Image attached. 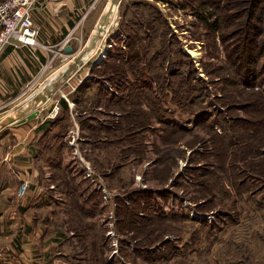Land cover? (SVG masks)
Instances as JSON below:
<instances>
[{"label": "rangeland", "instance_id": "374dc122", "mask_svg": "<svg viewBox=\"0 0 264 264\" xmlns=\"http://www.w3.org/2000/svg\"><path fill=\"white\" fill-rule=\"evenodd\" d=\"M112 2L82 64L48 72L67 105L28 103L37 144H4L20 150L0 247L12 264H264V2L121 0L101 36ZM237 46L263 64L253 86ZM27 173L37 197L17 193Z\"/></svg>", "mask_w": 264, "mask_h": 264}, {"label": "crops", "instance_id": "0c3cea01", "mask_svg": "<svg viewBox=\"0 0 264 264\" xmlns=\"http://www.w3.org/2000/svg\"><path fill=\"white\" fill-rule=\"evenodd\" d=\"M109 1L104 3V0H37L32 12L33 21L38 30L36 44L20 47L7 46L1 52L0 183L2 188L0 197H10L13 193L12 188L10 190L5 188L8 184L6 174L10 168L8 160L20 150L19 147L6 151V147L8 149L9 147L4 144H37L35 139L39 121H42V114L38 118L39 121L33 118V115L27 119L32 110L29 109L30 107L26 108L27 104L33 101L37 103L40 99L46 103L47 100L54 98L56 102L54 109L57 108L58 101L65 95L62 96V93V97L58 94L53 96L54 92H47V90L43 92L45 88L41 90V86L51 79L55 81L56 79L53 78L56 72L52 74L48 72L55 66L65 63L69 58L68 62H74L78 66L82 64L81 55L78 58V54H81L79 51L83 46L84 48L88 46L89 37L93 34ZM63 44L66 47L70 46L71 55L64 50L60 51ZM9 117H14V121L11 122ZM37 178L36 173H27L24 177L31 182V189L35 190L34 197L44 191L43 185L39 184ZM31 189L27 190V198ZM5 200H0V214L5 212V208L2 207L4 202H8Z\"/></svg>", "mask_w": 264, "mask_h": 264}, {"label": "built area", "instance_id": "2783aa9c", "mask_svg": "<svg viewBox=\"0 0 264 264\" xmlns=\"http://www.w3.org/2000/svg\"><path fill=\"white\" fill-rule=\"evenodd\" d=\"M36 2L37 0H0V54L7 46L20 47L36 44L38 30L32 16ZM65 44L60 51L66 48ZM30 183L27 179L23 180L18 189L19 196L26 193ZM13 260L11 254L0 247V264H12Z\"/></svg>", "mask_w": 264, "mask_h": 264}, {"label": "trees", "instance_id": "16d2710c", "mask_svg": "<svg viewBox=\"0 0 264 264\" xmlns=\"http://www.w3.org/2000/svg\"><path fill=\"white\" fill-rule=\"evenodd\" d=\"M249 1L251 3L250 4V10H252V8L255 6L257 9L258 6L262 2H264V0H249ZM251 42L252 41L250 40L248 43L251 44ZM258 48L259 49L262 48V52L260 54V57H262V55L264 53L263 52L264 51L263 50V44H262V46H261V44H258L257 49ZM237 49L238 50H237L236 55H235V62L236 63L234 65H235L237 71L241 73V76H244L243 77L244 79L241 81H243L244 83H247L248 86H253L259 80L258 77L260 76L259 73H262L260 71L263 69V64H262L260 70H258L259 69V67H258V57L259 56L258 55L252 56V54L248 51L247 52L249 54L247 52H244V51H241L240 54H238L239 46H237ZM260 93L264 95V89L261 90ZM58 104H60V106L62 105L64 107L67 105L65 100L62 98L58 101ZM139 203L141 205H144L142 202H139Z\"/></svg>", "mask_w": 264, "mask_h": 264}, {"label": "bare ground", "instance_id": "6f19581e", "mask_svg": "<svg viewBox=\"0 0 264 264\" xmlns=\"http://www.w3.org/2000/svg\"><path fill=\"white\" fill-rule=\"evenodd\" d=\"M116 7H117V5H116V3H114V2H112V3H110V5L108 6V11L109 12H111L110 14H109V21L105 24H102L101 25V27L99 28V30H100V32H101V36H104L105 34H106V32L108 31V29H109V27H110V25H113V23H114V18H115V13H116ZM100 36V35H99ZM88 50H89V52H91L92 51V49L90 50L89 48L87 49V50H85V54H86V52H88ZM103 52H104V50L103 51H101V53L103 54ZM100 53V54H101ZM87 55H88V53H87ZM87 55H85V57L87 56ZM58 76V75H57ZM57 76L55 77V78H53V79H56L57 78ZM61 76V75H60ZM54 82L55 81H53L52 79L51 80H49L48 82H46V83H44L42 86H41V90L42 89H44L43 90V92L45 91V90H47V92H53L54 91V87H55V84H54ZM51 92V93H52ZM50 93V94H51Z\"/></svg>", "mask_w": 264, "mask_h": 264}, {"label": "water", "instance_id": "95a60500", "mask_svg": "<svg viewBox=\"0 0 264 264\" xmlns=\"http://www.w3.org/2000/svg\"><path fill=\"white\" fill-rule=\"evenodd\" d=\"M115 3H117V4H119L120 3V1L121 0H113ZM64 51L66 52V53H69V54H72V53H70V51H71V48H70V46H67L66 48H64ZM102 53L100 54V57L98 58V60H96L94 63H92L93 65L94 64H97L98 63V61H100L101 60V58H102ZM80 57V54H78V58ZM77 58V59H78ZM9 120L11 121V122H13L14 121V117H9Z\"/></svg>", "mask_w": 264, "mask_h": 264}]
</instances>
